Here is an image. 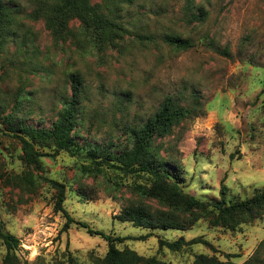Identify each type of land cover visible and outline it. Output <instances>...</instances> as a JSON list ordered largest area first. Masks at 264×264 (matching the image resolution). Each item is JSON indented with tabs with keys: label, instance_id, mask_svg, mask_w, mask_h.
Wrapping results in <instances>:
<instances>
[{
	"label": "rangeland",
	"instance_id": "obj_1",
	"mask_svg": "<svg viewBox=\"0 0 264 264\" xmlns=\"http://www.w3.org/2000/svg\"><path fill=\"white\" fill-rule=\"evenodd\" d=\"M1 1L11 19L0 49V222L20 240L19 264H68L67 252L78 264H104L105 239L77 223L63 229L65 216L54 207L59 189L50 178L63 184L62 205L75 220L113 235L148 233L118 243L119 248L167 264H191L199 253L223 260L230 253L236 264H264V246L258 247L264 212L235 229L212 226L203 217L185 229L120 221L115 215L129 203L145 204L152 212L164 207L133 192L132 175L108 168L80 171V160L67 151L26 164L3 119L49 126L71 96V75L78 74L74 139L119 154L131 146L130 128L172 96L191 113L154 136V163L177 174L181 187L199 199L218 198L221 182L228 199L249 197L264 189V0H117L114 7L92 0L105 13L113 9L131 32L100 49L86 44L76 18L56 37L44 18L32 17L39 4L52 1ZM133 32L153 41H141ZM166 34L193 45L177 50L163 41ZM180 237H201L214 249L204 243L178 251L158 246V238ZM5 252L1 244L0 264Z\"/></svg>",
	"mask_w": 264,
	"mask_h": 264
},
{
	"label": "trees",
	"instance_id": "obj_2",
	"mask_svg": "<svg viewBox=\"0 0 264 264\" xmlns=\"http://www.w3.org/2000/svg\"><path fill=\"white\" fill-rule=\"evenodd\" d=\"M47 1L52 2L39 4L31 15L33 18H44L56 37H63L68 31V23L72 18L78 19L86 44L97 49L114 44L116 39L122 35L131 33L117 22L112 12L113 9L108 13L103 12L100 2L92 0ZM103 1L113 7L117 5V0ZM193 17L197 16L193 15ZM10 19V9L0 0V49L4 45V35ZM133 35L141 41H153V37L149 34L133 32ZM163 41L177 50H184L193 45L190 39L171 34L164 35ZM79 83V75L72 74L71 96L64 101L63 108L49 126L34 127L15 124L16 122L10 120L8 116L3 117L8 123V133L20 142L21 158L26 164H37L42 156L53 157L58 151L63 150L80 160L78 163L80 171H101L108 168L117 173L132 175L136 179L129 184L132 191L141 198L156 201L164 209L152 212L145 204L129 203L115 215V218L148 229H185L200 217L207 219L212 226L235 229L242 223L253 221L264 212V189L246 198L228 199L226 186L221 182L218 198L202 200L181 187L177 174H171L154 163L152 147L154 136L168 133L173 125L184 120L191 113L189 108L179 104L172 96L165 97L156 112L145 122L130 128L128 134L132 141L131 146L122 149L119 154L98 144L79 145L72 135L79 114ZM85 160L86 163L83 162ZM48 181L59 189L54 207L65 216L63 229H66L70 223H77L86 228L90 234L100 235L105 239L107 252L104 264H167L165 260L155 255L143 256L127 246L123 248L117 246L118 243H123L129 238L144 239L148 233L139 237L113 235L93 228L85 221L75 220L62 205L63 184L53 178ZM194 243L208 244L214 249L207 240L201 237L189 240L180 237L171 241L158 238V246L166 247L171 251L181 250ZM1 244L6 250L3 264H19L15 250L19 247L20 240L13 233L5 230L0 222ZM262 246H264V239L258 244L259 248ZM232 255L226 253V259L223 260L216 254L199 253L195 255L191 264H236L230 259ZM66 262L78 264L70 252H67Z\"/></svg>",
	"mask_w": 264,
	"mask_h": 264
}]
</instances>
